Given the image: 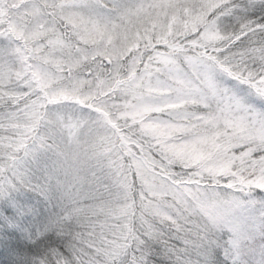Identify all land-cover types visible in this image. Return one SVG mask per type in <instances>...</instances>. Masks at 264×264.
Instances as JSON below:
<instances>
[{
  "label": "snow or ice",
  "instance_id": "6c2138e0",
  "mask_svg": "<svg viewBox=\"0 0 264 264\" xmlns=\"http://www.w3.org/2000/svg\"><path fill=\"white\" fill-rule=\"evenodd\" d=\"M248 97L264 105V0H0V264H247Z\"/></svg>",
  "mask_w": 264,
  "mask_h": 264
},
{
  "label": "rangeland",
  "instance_id": "374dc122",
  "mask_svg": "<svg viewBox=\"0 0 264 264\" xmlns=\"http://www.w3.org/2000/svg\"><path fill=\"white\" fill-rule=\"evenodd\" d=\"M248 103L253 105L257 109L262 108L260 102L255 100L254 98L248 97ZM55 164V157L51 153H40L38 161L34 165L37 178H40L45 173V170L51 169ZM261 245L262 242L257 239L251 247L246 249V253L243 259L247 262V264H262V262H264V248H262Z\"/></svg>",
  "mask_w": 264,
  "mask_h": 264
},
{
  "label": "trees",
  "instance_id": "16d2710c",
  "mask_svg": "<svg viewBox=\"0 0 264 264\" xmlns=\"http://www.w3.org/2000/svg\"><path fill=\"white\" fill-rule=\"evenodd\" d=\"M261 106L264 107V105H261ZM23 197H27V198L31 199L33 203H36V202L40 201V197L34 192L24 193ZM40 206H41V209H43L44 205L42 203H41ZM6 215H7V213H0V217H4ZM6 229H7V223L4 222L3 219H0V233H3ZM0 238H5V237L0 236ZM157 263L160 264V262L158 260H157Z\"/></svg>",
  "mask_w": 264,
  "mask_h": 264
}]
</instances>
